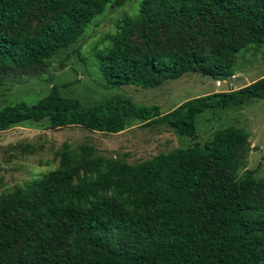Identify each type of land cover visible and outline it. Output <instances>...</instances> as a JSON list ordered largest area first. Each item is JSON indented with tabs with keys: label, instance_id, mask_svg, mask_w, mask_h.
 <instances>
[{
	"label": "trees",
	"instance_id": "obj_1",
	"mask_svg": "<svg viewBox=\"0 0 264 264\" xmlns=\"http://www.w3.org/2000/svg\"><path fill=\"white\" fill-rule=\"evenodd\" d=\"M123 4L0 0V84L63 68L94 20ZM248 50L264 58V0H141L95 59L107 86L149 89L187 73L225 81ZM252 99H264V76L164 114L121 96L85 106L54 85L36 104L1 108L0 132L45 121L117 134L139 122L192 139L201 114ZM249 138L230 125L136 164L64 145L55 169L0 196V264H264V179L239 173Z\"/></svg>",
	"mask_w": 264,
	"mask_h": 264
},
{
	"label": "rangeland",
	"instance_id": "obj_2",
	"mask_svg": "<svg viewBox=\"0 0 264 264\" xmlns=\"http://www.w3.org/2000/svg\"><path fill=\"white\" fill-rule=\"evenodd\" d=\"M140 2L124 0L121 7H108L66 51L69 58L64 60L63 68L60 69L56 62L41 78L0 84V109L21 101L36 104L56 85L61 96L77 99L85 106L97 105L111 96H121L137 104L157 106L164 114L187 99L238 89L264 76L262 53L248 50L240 53L234 76L219 84L212 78L187 73L157 88L107 86L97 69L95 51L107 45L108 36L114 33L118 20L126 14L136 13ZM230 125L250 132V149L239 173L256 169V178L264 179V99H252L240 107L204 112L197 118V133L192 139L177 135L165 125L145 126L139 122L117 134L92 132L80 127L51 129L45 121L12 127L0 132V196L55 169L58 165L56 152L64 145L70 149L88 146L98 156L136 164L159 153L201 146L211 139L215 130Z\"/></svg>",
	"mask_w": 264,
	"mask_h": 264
},
{
	"label": "built area",
	"instance_id": "obj_3",
	"mask_svg": "<svg viewBox=\"0 0 264 264\" xmlns=\"http://www.w3.org/2000/svg\"><path fill=\"white\" fill-rule=\"evenodd\" d=\"M218 82V84L220 83L219 81H217Z\"/></svg>",
	"mask_w": 264,
	"mask_h": 264
}]
</instances>
